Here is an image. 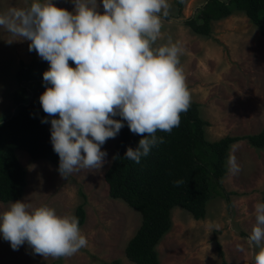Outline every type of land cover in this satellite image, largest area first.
I'll return each mask as SVG.
<instances>
[{"label": "rangeland", "instance_id": "1", "mask_svg": "<svg viewBox=\"0 0 264 264\" xmlns=\"http://www.w3.org/2000/svg\"><path fill=\"white\" fill-rule=\"evenodd\" d=\"M177 1L168 0L167 15L172 18L162 16L154 46L171 42L182 49L180 67L191 101L200 105L201 116L209 123L207 139L214 142L226 136L261 133L264 35L244 13L213 23L209 37L194 34L183 20L192 17L206 0H181V17H177ZM30 2L0 0V12L27 7ZM52 3L69 12L75 8L73 0ZM98 11H104L99 0ZM29 43L0 28V122L14 111V94L20 89L16 74L21 63L41 59L35 50L29 51ZM0 133H4L2 128ZM116 143V136L105 141L102 150L107 156L100 168H80L66 178L50 161H36L26 151L17 152L27 172V186L20 201L31 202L33 207L48 205L58 214L76 216V209L85 202L84 195L86 220L81 230L88 244L71 256L51 257L34 253L27 243L14 250L0 236V264H106L114 260L134 264L126 257L125 249L141 226V215L124 201L112 199L105 180ZM229 154L235 157L240 170L234 174L228 171L222 181L228 201L214 195L202 220L175 208L172 228L157 247L160 264H221L218 245L228 264H254L259 249L248 242V236L255 224L254 205L264 201V149L242 140L231 146ZM9 204L0 201V211Z\"/></svg>", "mask_w": 264, "mask_h": 264}, {"label": "clouds", "instance_id": "2", "mask_svg": "<svg viewBox=\"0 0 264 264\" xmlns=\"http://www.w3.org/2000/svg\"><path fill=\"white\" fill-rule=\"evenodd\" d=\"M73 3L72 12L52 0L0 12V28L29 41V51L48 62L39 97L48 116L41 123L50 122L64 178L80 168H100L107 156L102 146L125 122L132 133L148 134L124 154L139 163L164 142L157 130L178 127L191 101L180 67L182 49L171 42L154 46L168 0H99L103 13L98 0ZM227 164L230 173L240 170L231 154ZM254 215L248 242L259 249L254 264H264V201L255 203ZM0 236L14 250L27 243L34 253L51 257L71 256L88 244L75 215L20 200L0 211Z\"/></svg>", "mask_w": 264, "mask_h": 264}, {"label": "trees", "instance_id": "3", "mask_svg": "<svg viewBox=\"0 0 264 264\" xmlns=\"http://www.w3.org/2000/svg\"><path fill=\"white\" fill-rule=\"evenodd\" d=\"M177 4V17H181L183 3L180 0ZM236 13H244L264 35V0H206L183 22L194 34L209 37L213 23ZM69 65L75 67L71 60ZM48 66L42 59L21 63L16 74L20 89L14 94V111L0 122L4 132L0 133V201L5 204L22 199L27 186V172L19 161V150L26 151L33 160H48L59 166V156L50 142V122L41 123L48 116L39 102L46 87L42 74ZM207 126L209 123L202 118L200 105L190 101L187 111L181 113L179 126L170 133L157 130L155 135L163 137L164 142L152 147L139 163L125 158L124 154L128 147L135 149L138 141L148 134L132 133L125 122L116 135L113 162L105 174L109 194L114 200L124 201L142 218L140 228L125 249L130 262L160 264L157 247L172 228L175 208H182L195 220H202L214 195L228 201L222 181L228 172L227 160L233 144L248 140L252 147L264 149V130L257 135L226 136L211 142L206 137ZM85 202L76 209L80 228L86 220ZM217 249L221 264H228L220 245ZM106 264L123 263L114 260Z\"/></svg>", "mask_w": 264, "mask_h": 264}]
</instances>
